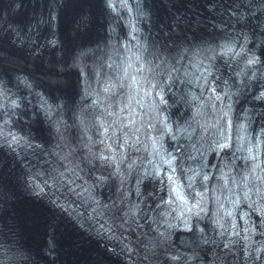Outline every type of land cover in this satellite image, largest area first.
<instances>
[{
  "label": "bare ground",
  "instance_id": "bare-ground-1",
  "mask_svg": "<svg viewBox=\"0 0 264 264\" xmlns=\"http://www.w3.org/2000/svg\"><path fill=\"white\" fill-rule=\"evenodd\" d=\"M73 1L0 0V79L18 83V89L41 90L68 121V138L74 132L80 89L75 60L79 53L105 44L110 35L106 27L111 22L109 11L105 19L101 16V0H83L72 15ZM255 2L145 0L144 5L149 11L153 41L165 42L166 48L176 50L190 41L218 38L229 28L252 26L257 15L249 14L257 8ZM50 11L55 16L46 21ZM14 33L37 41L20 40ZM51 33L56 36L53 44L44 39ZM260 54L264 56V45ZM22 76L25 83L20 82ZM35 102L22 99L16 118L45 144L47 137L43 135L50 128ZM250 103L259 105L255 100ZM260 109L264 110L263 106ZM26 166L16 153L0 146V264H124L120 255L107 249V245H99L41 195L31 194L26 185ZM40 222L38 233L36 226Z\"/></svg>",
  "mask_w": 264,
  "mask_h": 264
},
{
  "label": "rangeland",
  "instance_id": "rangeland-1",
  "mask_svg": "<svg viewBox=\"0 0 264 264\" xmlns=\"http://www.w3.org/2000/svg\"><path fill=\"white\" fill-rule=\"evenodd\" d=\"M83 0H78V1H76V0H74L73 1V3L71 4V14L73 15L74 13V11H75V8L77 7V5L79 6V5H81V4H83V2H82ZM101 6H102V9H103V11H104V15H101V16H103V18L105 19V17L107 16V13L105 14V7H104V5H103V2L101 3ZM71 17V16H70ZM106 27V26H105ZM164 42V41H163ZM165 43V42H164ZM163 43V44H164ZM74 78H75V82H74V84H75V88L77 89L78 88V84H77V71H74V76H73ZM64 90V89H63ZM66 93H67V91L66 90H64ZM35 130L37 131V128H35ZM49 132L48 131H46V133H44V135H43V137L45 138V137H47V139H48V137H49V134H48ZM41 222H40V225L39 224H37V226H36V231L39 233L40 231H41Z\"/></svg>",
  "mask_w": 264,
  "mask_h": 264
},
{
  "label": "snow or ice",
  "instance_id": "snow-or-ice-1",
  "mask_svg": "<svg viewBox=\"0 0 264 264\" xmlns=\"http://www.w3.org/2000/svg\"><path fill=\"white\" fill-rule=\"evenodd\" d=\"M179 198H180L181 200L183 199V197H182V196H180Z\"/></svg>",
  "mask_w": 264,
  "mask_h": 264
}]
</instances>
